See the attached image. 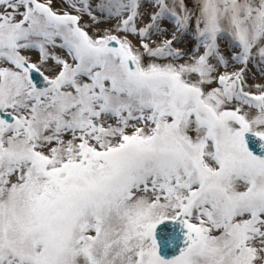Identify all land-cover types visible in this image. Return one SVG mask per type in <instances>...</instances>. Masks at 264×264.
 Instances as JSON below:
<instances>
[{
	"label": "snow or ice",
	"instance_id": "6c2138e0",
	"mask_svg": "<svg viewBox=\"0 0 264 264\" xmlns=\"http://www.w3.org/2000/svg\"><path fill=\"white\" fill-rule=\"evenodd\" d=\"M0 264H264V0H0Z\"/></svg>",
	"mask_w": 264,
	"mask_h": 264
}]
</instances>
